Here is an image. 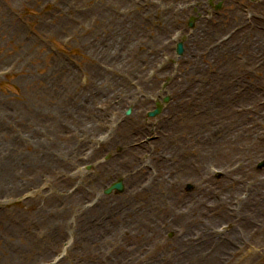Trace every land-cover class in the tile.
Segmentation results:
<instances>
[{
	"label": "rangeland",
	"instance_id": "1",
	"mask_svg": "<svg viewBox=\"0 0 264 264\" xmlns=\"http://www.w3.org/2000/svg\"><path fill=\"white\" fill-rule=\"evenodd\" d=\"M234 7L262 31L264 0H0V264H264V118H231L264 108V73L250 110L206 87L204 42ZM188 98L202 128L174 120ZM238 161L243 181L220 184Z\"/></svg>",
	"mask_w": 264,
	"mask_h": 264
},
{
	"label": "bare ground",
	"instance_id": "2",
	"mask_svg": "<svg viewBox=\"0 0 264 264\" xmlns=\"http://www.w3.org/2000/svg\"><path fill=\"white\" fill-rule=\"evenodd\" d=\"M264 10L262 15V23H261V29L262 31H256L254 32L252 35L250 34L252 32V30L254 28H252V26H255V21H256V17L257 14L254 12H244L243 14V22L241 21V14L238 8L234 7L233 11L231 13V16H228L226 19H224L223 21H220L218 24L219 26H225L227 25L229 22H232L233 24L226 29L227 31V37H224V35H220L218 37V41L214 42V41H206L208 39H210L209 37L206 38L205 40V44L209 45V50H208V56L206 57L207 61L212 60V59H223L225 61V63L223 65L218 64L217 60H214L213 62V74H215V82H211V84L209 86H206L208 89L215 86V96H217V99L219 101H223L225 105L222 112H224L225 114L228 113L227 108H232V104H234L233 102L237 103V106H243L244 108L250 110V105H240L242 104V101H249V104L253 103V94L256 95L257 91H255V88H259V82L258 79H255L254 76L260 74V73H264V65L261 64L259 61L260 60H264V57H261V55H257L253 48L252 45L255 46H262L264 47ZM234 21H236V23L234 24ZM217 24V25H218ZM216 31H218L219 29H217V27L215 28ZM236 37L242 38L240 40L237 41V44L234 45L236 47L239 48V56L237 55V53L233 52L232 50H230V47H225V44L230 42L232 39H234ZM230 48V49H229ZM259 56V57H258ZM237 57V60L232 63L234 65L231 64V61L233 58ZM255 57L254 61H251L252 58ZM228 60H230L229 62H226ZM211 64V63H210ZM202 64H197V66L195 67L196 71L198 72V75H201L204 71L205 68L202 67ZM235 68H233V67ZM208 68H212V67H208ZM259 68L262 70L260 72ZM212 74V75H213ZM212 75L209 76H199V78H201V82H199L197 84V89H203L202 82L208 83L212 77ZM231 78V79H229ZM225 79V81H224ZM229 79V80H228ZM244 82V84L242 82ZM233 85V89H232V93L233 95L229 94V85ZM260 93V92H259ZM262 93H264V90H262ZM234 95H240L239 97H236ZM251 98V99H250ZM191 99H183L180 101V104L182 107V109H180L175 115H174V120L181 122L184 124V126H186L187 128L193 127V128H202L204 126V122L206 121L208 118H210V115H197L195 112L196 117H191V114L193 113L192 110L191 111H187L188 109L191 108H186L189 104ZM256 102V101H255ZM258 102V100H257ZM260 105H262V103L258 102ZM235 105V106H236ZM226 106V107H225ZM235 106L233 108H235ZM196 109V106L194 105L193 107V111ZM236 110V109H235ZM252 110V109H251ZM254 110V114H250L248 111H246V113L243 114H238L239 116H232L231 118H235L236 120L239 119V124L241 123L242 119L251 117L253 118L254 115L255 116H259L262 119L264 118V108H253ZM197 111L199 112V114L201 113V109H197ZM248 112V113H247ZM241 115V116H240ZM256 118V117H255ZM229 121V119L227 121H225V125L226 123ZM264 121V120H263ZM224 122V121H223ZM260 124V121L257 120L256 118V124ZM253 123H247L245 126H243L244 128H246V130L248 129L249 132H251L253 130ZM190 132V130L188 131V133ZM259 137H264V127H262V129H258V133ZM191 135V132H190ZM186 143H182L181 147L183 148L182 150H186ZM186 153V152H185ZM202 155H197L196 157L193 158V160H188V168L193 172V174H197L198 176L197 178H199V182H203V181H209L208 178H210L209 175V171H212V168L210 167V165H207V169H209V171H206V174L203 176V172L201 170V168H203V164H201L202 162L200 161ZM227 156V154H224L223 158H225ZM222 159V158H221ZM238 166L236 167L235 165L232 166L231 170L228 172H225L223 175V180L220 182V184H222L223 186H228V187H234V185L237 182V180L239 178H241V180L243 181V177H239V176H233L232 173L236 170H240L242 168V161H238ZM230 166V165H229ZM228 166V167H229ZM227 167V168H228ZM138 173L142 170L141 167H137ZM215 171V170H214ZM233 171V172H232ZM159 175V174H158ZM161 177L158 179V182L160 185H162L163 183L168 182V177L166 175V173L164 174H160ZM157 176V173H156ZM155 176V177H156ZM158 178V177H156ZM234 183V184H233ZM208 184L201 186V188L203 189H210L211 186H207ZM252 193V191H250ZM250 197V194L248 195L247 199ZM245 199V200H247ZM196 220V218L193 219V221Z\"/></svg>",
	"mask_w": 264,
	"mask_h": 264
},
{
	"label": "water",
	"instance_id": "3",
	"mask_svg": "<svg viewBox=\"0 0 264 264\" xmlns=\"http://www.w3.org/2000/svg\"><path fill=\"white\" fill-rule=\"evenodd\" d=\"M219 4L216 5V8H219ZM189 26H192V23H189ZM183 51V47H182V43L179 42L177 44V53H182ZM168 100V97H164L163 102H166ZM160 111V106L158 105L153 111L148 113V116H154L157 113H159ZM130 111L128 110L127 113H129ZM262 164H260L259 166H262ZM113 189H116L117 191H121L123 189V184L121 180L115 181L113 182L109 187H107L105 189V193H110Z\"/></svg>",
	"mask_w": 264,
	"mask_h": 264
}]
</instances>
